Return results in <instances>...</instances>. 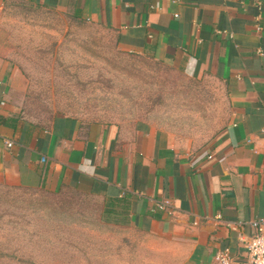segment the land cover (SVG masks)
Here are the masks:
<instances>
[{"label":"crops","instance_id":"0c3cea01","mask_svg":"<svg viewBox=\"0 0 264 264\" xmlns=\"http://www.w3.org/2000/svg\"><path fill=\"white\" fill-rule=\"evenodd\" d=\"M22 6L68 12L217 87L225 122L195 147L147 119L28 118L10 48L9 13ZM0 184L96 201L129 242L125 264H211L224 248L240 264L239 233L264 218V0H0Z\"/></svg>","mask_w":264,"mask_h":264},{"label":"rangeland","instance_id":"374dc122","mask_svg":"<svg viewBox=\"0 0 264 264\" xmlns=\"http://www.w3.org/2000/svg\"><path fill=\"white\" fill-rule=\"evenodd\" d=\"M12 58L25 74L24 114L105 122L147 119L204 147L225 122L224 97L173 67L123 50L116 34L57 10L9 13ZM96 201L0 184V264H125ZM102 220V221H101Z\"/></svg>","mask_w":264,"mask_h":264},{"label":"built area","instance_id":"2783aa9c","mask_svg":"<svg viewBox=\"0 0 264 264\" xmlns=\"http://www.w3.org/2000/svg\"><path fill=\"white\" fill-rule=\"evenodd\" d=\"M8 146H13L12 140H6ZM160 209H170L169 200L157 204ZM254 233L246 236L239 233V238L246 248V258L240 264H264V218L251 221ZM232 226V224H230ZM211 264H235L229 248L218 251Z\"/></svg>","mask_w":264,"mask_h":264}]
</instances>
